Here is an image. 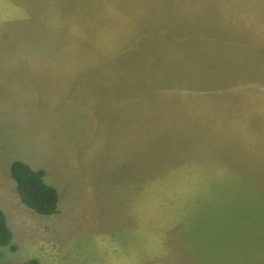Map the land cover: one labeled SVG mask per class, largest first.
Instances as JSON below:
<instances>
[{"label": "rangeland", "instance_id": "1", "mask_svg": "<svg viewBox=\"0 0 264 264\" xmlns=\"http://www.w3.org/2000/svg\"><path fill=\"white\" fill-rule=\"evenodd\" d=\"M0 208V264H264V0H0Z\"/></svg>", "mask_w": 264, "mask_h": 264}, {"label": "trees", "instance_id": "2", "mask_svg": "<svg viewBox=\"0 0 264 264\" xmlns=\"http://www.w3.org/2000/svg\"><path fill=\"white\" fill-rule=\"evenodd\" d=\"M11 178L15 183L16 192L23 205L42 216L58 214L59 196L57 190L45 181L43 170H33L22 161H14L10 166ZM13 234L8 226L7 217L0 208V246L16 252L12 244ZM26 264H40L31 259Z\"/></svg>", "mask_w": 264, "mask_h": 264}]
</instances>
